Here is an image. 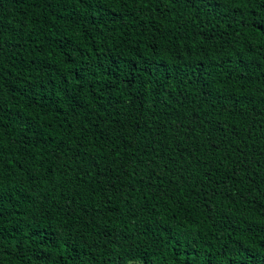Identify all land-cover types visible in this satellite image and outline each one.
I'll use <instances>...</instances> for the list:
<instances>
[{"label":"trees","instance_id":"1","mask_svg":"<svg viewBox=\"0 0 264 264\" xmlns=\"http://www.w3.org/2000/svg\"><path fill=\"white\" fill-rule=\"evenodd\" d=\"M0 264H264V0H0Z\"/></svg>","mask_w":264,"mask_h":264}]
</instances>
